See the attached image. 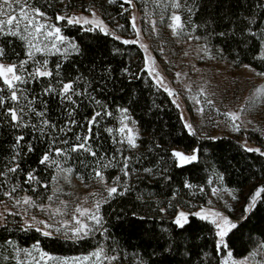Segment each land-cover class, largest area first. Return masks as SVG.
Returning <instances> with one entry per match:
<instances>
[{
	"label": "snow or ice",
	"instance_id": "1",
	"mask_svg": "<svg viewBox=\"0 0 264 264\" xmlns=\"http://www.w3.org/2000/svg\"><path fill=\"white\" fill-rule=\"evenodd\" d=\"M177 47L187 59H172ZM236 68L252 83L230 105L206 73L227 81ZM169 105L187 151L155 128L144 135L142 121ZM260 110L264 0H0V264H264ZM208 126L243 166L177 180L214 155Z\"/></svg>",
	"mask_w": 264,
	"mask_h": 264
},
{
	"label": "trees",
	"instance_id": "2",
	"mask_svg": "<svg viewBox=\"0 0 264 264\" xmlns=\"http://www.w3.org/2000/svg\"><path fill=\"white\" fill-rule=\"evenodd\" d=\"M81 0H73V3L76 4L77 6L80 4ZM108 12H112L113 15H115V12L112 8H106ZM163 36L165 38L168 37L166 31L163 32ZM102 43V42H101ZM127 47V46H125ZM133 52V55L135 56V47L131 49ZM119 59V58H117ZM251 59V54L248 56L244 57L243 62L247 63ZM254 67L257 65H253ZM137 85L134 83L132 87H136ZM140 87H143L141 84ZM116 100L117 102H122L120 98V94L116 93ZM145 97L149 96V93L145 91L144 93ZM164 97L161 96L157 102H160L163 100ZM141 103H144V100H141ZM136 117L140 119V111L139 109L136 110ZM111 123V121H109ZM163 123H168L170 126H175V131L169 135L167 131L161 132V125ZM143 127L147 129L146 132H144V135H148L153 131V128L156 129V132L158 135L162 134L165 139L167 140L168 144L170 147L176 148V149H182L184 151L188 150V147L191 143L192 138L188 137L186 135H182L179 132L180 129V123L177 119V112L172 107L169 105L167 109L165 110V113H160L158 116H153L150 118H145L142 121ZM220 139L216 141H201V143L207 147L209 144L214 146V155L212 153H209L206 155V157L202 158L200 162V167L199 168H190L186 166L184 170H177L176 171V178L177 180L188 176L191 178H194V183H204L205 180L207 179V175L210 174V166L213 162H216L218 166H220L221 170H224L225 165H236L237 167H242L243 163L240 165H237V161H240L242 159L243 153L241 152L240 149L235 147V142L232 140L230 137L226 135H219ZM253 140H256V136H253ZM205 159L207 160V163H205ZM229 179L231 182L235 183L236 181H239L242 179L240 175L237 174V172L233 168H229ZM2 198V197H0ZM106 210V209H105ZM252 225H257V218L253 217L250 223L245 227V231H247V228L252 227ZM117 234L118 239H122L125 243H131V244H136L137 240L134 237H128L127 235L121 234L119 229L114 230ZM31 235L27 237V242H31ZM93 242H88L82 246L75 247V246H70L68 244H58V245H49V247H55L57 251L64 252V253H71L73 251L79 252V251H86L88 250ZM132 249L129 248V251Z\"/></svg>",
	"mask_w": 264,
	"mask_h": 264
},
{
	"label": "rangeland",
	"instance_id": "3",
	"mask_svg": "<svg viewBox=\"0 0 264 264\" xmlns=\"http://www.w3.org/2000/svg\"><path fill=\"white\" fill-rule=\"evenodd\" d=\"M167 35L168 32L166 31ZM178 55L175 57H172L173 60L179 62L182 59H187V58H182L179 55V51L180 49L177 47L176 49ZM212 65V62H208V64H204V63H199L198 62V66L202 67V68H208ZM181 67H183V64L180 65ZM170 79L172 78V73L170 72H166L165 73ZM206 75L212 77V83L211 85H209L210 89H217L218 86V90L219 91H224L225 89H227V92H225V102L226 103H230V105H235L238 104L240 102L243 101V97L245 95H247L249 87L251 86V81L246 79V76H248L249 74L240 68H236L233 72V75L229 76V79L227 81H222L220 78L218 77H214L212 76V73H206ZM193 79H196L195 75H193L192 77ZM233 79H236V83H231V81ZM237 97L239 99H237ZM188 113H186L187 115ZM191 117L195 120L198 119L197 115L195 113H191ZM257 123L261 124L262 126H264V110H260L256 113L253 114L252 117ZM208 133H212L215 132V134L219 135H225L221 129H215L213 130L211 128V126H208L207 129ZM177 150H182V149H177ZM74 183H76L75 179H74ZM82 194V193H81ZM239 207L237 206V212H239Z\"/></svg>",
	"mask_w": 264,
	"mask_h": 264
}]
</instances>
